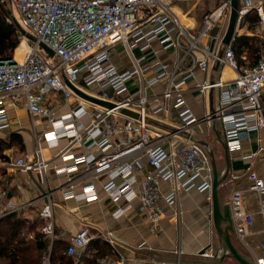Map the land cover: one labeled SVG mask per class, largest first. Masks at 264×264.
Here are the masks:
<instances>
[{
  "label": "built area",
  "instance_id": "1",
  "mask_svg": "<svg viewBox=\"0 0 264 264\" xmlns=\"http://www.w3.org/2000/svg\"><path fill=\"white\" fill-rule=\"evenodd\" d=\"M230 1L206 12L197 31L190 33L170 14V0H3L18 18L6 21H15L33 41L29 44L20 35V60L0 59V131L9 129V114L18 109L27 113L32 128L42 126L34 150L8 168L43 180L50 167L54 177L64 179V199L81 204L99 202L98 184L116 207L114 220L137 211L154 232L162 204L179 217L180 193L196 191L211 202L209 157L195 141L212 132V123L228 152H240L241 142L254 132L257 150L240 156L250 166L247 186L232 190L227 201L235 236L245 243L254 236L253 216L244 210L245 194L255 196L264 226V175L252 171L257 159L264 169V51L254 65L242 55L241 64L233 46L241 36L264 40V0H237L234 33L223 45ZM251 14L257 17L252 34ZM167 52L170 57L160 59ZM215 64L227 68L232 78L196 80L197 73L204 75ZM66 83L112 108L83 99ZM189 92L198 98L217 92V107L197 117L186 99ZM203 125L205 131L199 129ZM45 150L55 152L50 160L44 159ZM6 194L3 185L0 218L16 211L4 204ZM39 218L44 222L40 233L52 240L50 202ZM261 235L260 255L251 252L254 264H264V228ZM89 242V228L82 226L69 239L66 255L85 254ZM199 256L210 257L211 249ZM42 264H50L48 254ZM99 264H124V259H101Z\"/></svg>",
  "mask_w": 264,
  "mask_h": 264
},
{
  "label": "crops",
  "instance_id": "2",
  "mask_svg": "<svg viewBox=\"0 0 264 264\" xmlns=\"http://www.w3.org/2000/svg\"><path fill=\"white\" fill-rule=\"evenodd\" d=\"M170 1V14L190 33L197 31L202 16L212 10L206 5L201 6V0H192L190 9L181 12L174 7L173 1ZM213 4L215 8L216 3ZM169 57L170 52H167V54H161L160 59ZM231 78L232 73L225 67H219L216 71L213 68L204 75L196 74V80L198 81L229 80ZM189 83L191 85L192 81H189ZM214 93H212V106L214 104ZM186 99L196 116L201 117L208 113L205 112L201 103H197L198 100L203 98H198L196 92H189ZM205 99L209 111L210 99L209 97ZM9 115L10 130L8 132L0 131V140L7 139L11 134H17L22 140L24 150L21 151L19 147L12 146L3 152L8 160L3 161L0 159V188L3 185L7 186L4 204L11 205L16 209L11 213H18L29 221H35L39 219V212L42 207L50 202L54 230L52 240L49 239V241L51 243L56 242L54 255H52L53 264L63 263L58 257L66 255L69 239L82 226L89 228L90 242L88 250L79 257L66 255V258L72 264H99L101 259H115L118 256L124 259V264H178L176 261H180L181 264H192L193 256H199L207 248L211 249L212 255L211 202L207 200L206 194H200L196 191L180 193L178 196V209L180 212L178 218L175 215L174 208L162 204L163 214L154 232L143 219L142 214L137 211L130 212L127 217L114 220L112 213L116 207L106 200L98 184L99 202L81 204L64 199L63 193L66 190L64 179L54 177L50 167L43 180L36 174H27L9 169L8 164L10 162L34 150L35 137L42 131V126L32 128L27 113L22 109L11 111ZM203 126L202 130L205 131L207 126ZM25 134L30 135L26 137L29 143L24 139ZM211 135H213L214 141L219 146L213 131L199 140L206 143L214 153L210 143L207 142ZM260 136L264 137V132H261ZM256 138L257 133L253 132L248 140L241 142L240 152H228L230 167L227 179L230 183L220 192L221 194L226 193V204L232 190L245 189L247 186L245 175L250 166L247 162L241 160L240 156L257 150ZM14 150L18 151H16L17 154H13ZM220 151L221 161L217 160L214 154L219 172L224 168L221 148ZM54 153L53 150H45L43 152L44 159L50 160ZM261 164L260 159H257L252 171L263 177L264 169ZM166 189V186L162 187L163 191H166ZM244 210L253 216L250 232L252 233V229L262 232L263 222L261 228H259L258 220L262 221V219L257 213L256 198L251 193L244 195ZM28 238L32 237L29 236ZM251 252H253L251 248L245 249L247 256L251 257ZM48 255L50 257V254Z\"/></svg>",
  "mask_w": 264,
  "mask_h": 264
},
{
  "label": "trees",
  "instance_id": "3",
  "mask_svg": "<svg viewBox=\"0 0 264 264\" xmlns=\"http://www.w3.org/2000/svg\"><path fill=\"white\" fill-rule=\"evenodd\" d=\"M7 12L0 4V59H9L15 51V58L19 59L24 49L20 44V33L15 25L9 24ZM248 29H251L257 22L255 14L249 17ZM20 44V45H19ZM233 50L237 60L241 63L240 57L245 55L249 65H254L260 53L264 51V40L259 43L254 37L241 36L236 39ZM12 146L19 147L22 151L24 146L17 134H11L7 139L0 140V159L7 161L3 152ZM43 225L42 219L29 221L18 213L7 214L0 218V264H42L43 256L52 255L56 242L51 243L49 238L40 233ZM31 236L32 238H28ZM50 250V251H49ZM62 264H72L66 255H60Z\"/></svg>",
  "mask_w": 264,
  "mask_h": 264
},
{
  "label": "water",
  "instance_id": "4",
  "mask_svg": "<svg viewBox=\"0 0 264 264\" xmlns=\"http://www.w3.org/2000/svg\"><path fill=\"white\" fill-rule=\"evenodd\" d=\"M0 4L4 5L3 0H0ZM230 17L229 23L227 26V30L225 36L223 38L222 44L228 45L232 39L235 21H236V9H237V0L230 1ZM14 25L19 30L20 35L24 36L28 40L33 41V39L28 36L14 21ZM40 47L47 52V54L52 57L53 54L50 50H48L45 46L40 44ZM216 71L218 69V64H215L213 67ZM67 84V83H66ZM67 86L75 92V94L79 95L83 99L92 102L96 105H99L104 108H112L111 104L101 102L86 96L75 90L72 86L67 84ZM209 111L212 112V92L209 94ZM123 115H128L133 118L137 116L127 111H122ZM152 125L157 126L156 123L150 122ZM212 131L218 141V144L223 152L224 159V168L221 172L217 169L214 153L212 149L203 141L196 140L195 142L203 147L206 151L210 165L212 170V187H211V220H212V255L210 257H202V256H193L192 264H254L252 258L250 256L242 255L233 245V242L237 241V238L234 233L232 219L230 215L229 206L227 204H221L219 194L222 189L230 183L227 179L229 174V157L226 145L216 128L215 122L212 123ZM203 251L200 253L202 254ZM176 263L181 264L180 261H176Z\"/></svg>",
  "mask_w": 264,
  "mask_h": 264
},
{
  "label": "rangeland",
  "instance_id": "5",
  "mask_svg": "<svg viewBox=\"0 0 264 264\" xmlns=\"http://www.w3.org/2000/svg\"><path fill=\"white\" fill-rule=\"evenodd\" d=\"M172 1L174 3L173 4L174 7L178 8L181 12H185V11L189 10L191 5H192V0H172ZM220 1H222V0H201V2H202L201 6L206 5V6H208V8H210V9L212 8L213 9L214 8V4L213 3H216V6H217L220 3ZM4 9L7 12L8 17L12 16L13 18L18 19L17 18V13H16V11L14 9H12V11H11L10 8L8 6H6V5L4 6ZM252 32H253V29L251 28L249 30V33L252 34ZM253 37L256 39L257 43H259L261 41V39L258 36H253ZM27 42L29 44L32 43L30 40H28ZM13 56L15 57V51H14ZM18 60H20V59H18ZM213 98H214L213 99V101H214L213 102L214 103L213 104V108H216L217 107V98H218L217 92L214 93V97ZM197 103H201L203 105V109L205 110V112H208V103H207V100L205 98H203L201 100H198ZM197 117H200V116L197 115ZM203 128H204V126H200L199 129L202 130ZM218 128L220 129L219 125H218ZM9 130L10 129H7L6 132H8ZM28 136H30V135L28 134ZM28 136L26 134L24 135V139H25V141L27 143H29V140L26 138ZM209 138L207 139V142L210 143V146L213 148L216 159L221 161V151H220L219 146L214 141L213 135H211ZM16 151L14 150L13 154H17L18 151L17 152ZM219 198H220L221 204H226V198H227L226 193L225 194H221L220 193L219 194ZM258 224H259V228H261L262 221L260 219L258 220ZM252 233L255 236L247 238L245 243H248L249 247L251 248V250L254 253V256H259L260 255L259 245L263 241V237H262L261 232L259 230L252 229ZM245 243L240 242V241L237 240L236 242H233V245L235 246V248L242 255L247 256V254L245 253V249H246V244Z\"/></svg>",
  "mask_w": 264,
  "mask_h": 264
},
{
  "label": "bare ground",
  "instance_id": "6",
  "mask_svg": "<svg viewBox=\"0 0 264 264\" xmlns=\"http://www.w3.org/2000/svg\"><path fill=\"white\" fill-rule=\"evenodd\" d=\"M19 45H20V44H19ZM20 58H21V57H20ZM20 58H19V59H20ZM14 59H15V60H17V61H19V60H18V59H16L15 57H14Z\"/></svg>",
  "mask_w": 264,
  "mask_h": 264
}]
</instances>
